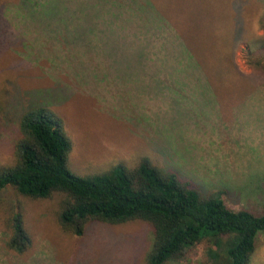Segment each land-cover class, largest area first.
<instances>
[{
  "label": "rangeland",
  "instance_id": "rangeland-1",
  "mask_svg": "<svg viewBox=\"0 0 264 264\" xmlns=\"http://www.w3.org/2000/svg\"><path fill=\"white\" fill-rule=\"evenodd\" d=\"M155 3L171 21H182L180 31L205 73L224 86L215 89L218 97L209 96L208 80L171 82L149 66L133 67L134 16L115 17L119 4L0 0V166L14 163L21 115L45 105L63 120L74 173L99 174L119 163L134 167L148 157L204 194L221 188L230 208L260 213L264 0ZM77 50L89 52L87 64L76 65ZM64 197L31 198L12 186L0 192V264L145 263L154 242L148 221L90 220L76 235L58 218ZM16 211L32 239L22 254L7 246ZM207 245L203 240L166 264H211ZM250 264H264V233Z\"/></svg>",
  "mask_w": 264,
  "mask_h": 264
},
{
  "label": "trees",
  "instance_id": "trees-1",
  "mask_svg": "<svg viewBox=\"0 0 264 264\" xmlns=\"http://www.w3.org/2000/svg\"><path fill=\"white\" fill-rule=\"evenodd\" d=\"M104 3L120 5L114 13L117 18L127 13L134 16L133 67L149 66L155 77L171 82L188 79L195 85L208 80L212 96L217 95L215 89L224 90L223 84H219L222 89L213 86V77L205 73L208 69L183 37L182 21H171L155 0ZM68 33L74 34L69 29ZM77 51L76 65L87 64L83 61L89 52ZM71 147L63 120L55 111L45 105L29 107L21 115L14 163L0 166V192L12 186L31 198L64 193L58 218L64 229L76 235L85 232L90 220L148 221L154 242L143 264H166L203 240L208 243L206 256L211 264H250L257 238L264 233V208L260 213L230 208L221 188L204 194L191 181L161 169L148 157L134 167L119 163L103 173L79 175L68 164ZM9 222L7 246L25 253L32 239L23 213L16 211Z\"/></svg>",
  "mask_w": 264,
  "mask_h": 264
},
{
  "label": "crops",
  "instance_id": "crops-1",
  "mask_svg": "<svg viewBox=\"0 0 264 264\" xmlns=\"http://www.w3.org/2000/svg\"><path fill=\"white\" fill-rule=\"evenodd\" d=\"M211 83H212V81H211ZM213 83H214V82H213ZM213 83H212V84H213ZM213 86H214V87H217V86H218L220 89H222V88H221V85L213 84ZM209 96H212V95H209ZM217 97H218V94H217ZM217 97H216V99H217ZM225 153H226V152H225Z\"/></svg>",
  "mask_w": 264,
  "mask_h": 264
}]
</instances>
